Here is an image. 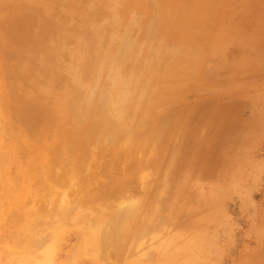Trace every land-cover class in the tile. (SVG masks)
<instances>
[{"label": "rangeland", "instance_id": "374dc122", "mask_svg": "<svg viewBox=\"0 0 264 264\" xmlns=\"http://www.w3.org/2000/svg\"><path fill=\"white\" fill-rule=\"evenodd\" d=\"M63 140L74 150H60ZM51 143L80 165L87 206L118 199L107 177L127 174L131 195L146 194L142 214L156 207L141 221L175 218L182 234L170 228L146 247L135 239L133 257L264 264V0H0V264H113L83 249L95 221L72 212L53 224L61 193L75 197L62 167L53 190L31 182L22 195L20 170L41 178L35 152L55 156ZM148 171L147 195L136 178Z\"/></svg>", "mask_w": 264, "mask_h": 264}, {"label": "bare ground", "instance_id": "6f19581e", "mask_svg": "<svg viewBox=\"0 0 264 264\" xmlns=\"http://www.w3.org/2000/svg\"><path fill=\"white\" fill-rule=\"evenodd\" d=\"M134 17V16H133ZM133 22V21H132ZM129 35V34H128ZM125 36V35H124ZM128 37H130V36H128ZM126 42H127V40H126ZM125 42V43H126ZM125 43H124V46H125ZM129 43V42H128ZM130 43H132L131 41H130ZM123 45V44H122ZM130 45V44H129ZM132 45V44H131ZM124 46H122V47H124ZM121 47V48H122ZM127 47V46H126ZM126 47H124L123 49H121L122 50V52L123 53H125L126 54V56H127V51L126 50H128V48H126ZM125 49V50H124ZM120 50V49H119ZM115 51H117V50H115ZM114 51V52H115ZM126 51V52H125ZM130 51V50H129ZM128 51V52H129ZM120 53H121V51H119ZM118 53V52H117ZM134 53V52H133ZM116 53H114L113 55H115ZM124 55V54H123ZM122 55V56H123ZM134 55V54H133ZM132 54H130L129 56H133ZM122 56L120 57V58H122ZM115 58L117 59V57L115 56ZM114 58V59H115ZM119 58V57H118ZM132 58V57H131ZM152 58V57H151ZM129 59V58H128ZM150 59V58H149ZM120 63L121 62H123V60L125 61V58L124 59H121V60H119V59H117ZM126 60H127V58H126ZM141 60V59H140ZM143 60V59H142ZM117 62V61H116ZM119 62H118V64H119ZM126 62V61H125ZM127 65H128V63H126ZM131 66H132V64L131 63H129ZM139 64V67H141V65L140 64H142V63H138ZM138 64H136V66L138 65ZM129 65V66H130ZM126 66V65H125ZM128 66V67H129ZM133 67H134V65H133ZM135 68V67H134ZM123 73V72H122ZM144 74H146V73H144ZM134 76V75H133ZM136 76H138V75H136ZM136 76H134L133 77V79L135 80V78H136ZM144 76V75H143ZM138 78V77H137ZM145 78H146V75H145V77H144V80H145ZM144 80H140V82L142 83V81L144 82ZM27 82V81H26ZM135 82V81H134ZM139 82V83H140ZM136 83V82H135ZM141 83L139 84V86L138 87H140V85H141ZM145 83V82H144ZM132 87V86H131ZM138 87H136V90H137V88ZM133 88V87H132ZM131 89V88H130ZM131 91V90H130ZM36 92V91H35ZM38 92V91H37ZM136 92H138V91H136ZM27 94V93H26ZM38 94V93H37ZM39 95V94H38ZM134 95H137L136 93H134ZM133 95V96H134ZM108 96H109V93H108ZM112 96V95H111ZM38 97H40V96H38ZM52 97V96H51ZM58 97V96H57ZM136 97V96H135ZM16 98V97H15ZM37 98V97H36ZM32 99V98H31ZM53 99V98H52ZM72 99H73V97H72ZM25 100V99H24ZM75 100V99H74ZM77 100V99H76ZM75 100V101H76ZM30 101V100H29ZM29 101H26V102H29ZM39 101H41V100H39ZM46 101H47V99H46ZM114 102H115V100H113ZM30 102H32V101H30ZM38 102V101H37ZM127 102V101H126ZM134 102V101H133ZM36 103V102H35ZM43 103H45V102H43ZM121 103V102H120ZM123 103V102H122ZM34 104V103H33ZM110 104V103H109ZM72 105V106H71ZM70 105V107H72L71 109H73L74 107L73 106H75V108H74V111H75V109H76V107H78L76 104H71ZM134 105V104H133ZM125 106H128V105H125ZM124 106V107H125ZM3 107V106H2ZM67 107V106H66ZM110 107V106H109ZM123 107V106H122ZM67 108H69V107H67ZM67 108H65V109H67ZM32 109V108H31ZM80 109V108H79ZM84 109V108H83ZM125 109V108H124ZM128 108H126V110H127ZM13 110V109H12ZM89 110V109H88ZM41 111H44V108H43V110H41ZM6 112V111H5ZM39 112V111H38ZM57 112H58V110H57ZM60 112V111H59ZM82 112V111H81ZM88 112V111H87ZM90 112V111H89ZM105 112V111H104ZM36 113V112H35ZM112 113V112H111ZM39 114H40V112H39ZM41 114H43V113H41ZM49 114V113H48ZM59 114V113H58ZM26 115V114H25ZM34 115H37V114H34ZM65 115V114H64ZM83 115V114H82ZM87 115V114H86ZM11 116V115H10ZM78 116H79V114H78ZM24 117V116H23ZM36 117V116H35ZM81 117V116H80ZM37 118H39V117H37ZM57 118H58V116H57ZM59 118H61V117H59ZM52 118H50V120H51ZM54 119V118H53ZM62 119H63V117H62ZM12 120V119H11ZM26 120V119H25ZM44 120V119H43ZM48 120V119H47ZM55 120V119H54ZM53 120V121H54ZM59 120V119H58ZM58 120H56V121H58ZM9 121V120H8ZM14 121V120H13ZM20 121V120H19ZM53 121H52V123H53ZM80 121V120H79ZM44 122V121H43ZM24 122H22V124H23ZM36 123H38V122H36ZM42 123V122H41ZM51 123V124H52ZM56 123V122H55ZM64 123V122H63ZM19 124H21V123H19ZM54 124V123H53ZM66 125H67V123H66ZM20 126H23V125H20ZM125 126V125H124ZM50 127V126H49ZM95 127V126H94ZM85 128V127H84ZM83 128V129H84ZM25 129V128H24ZM48 129V128H47ZM82 129V128H81ZM86 129H89L88 127L86 128ZM86 129H85V131H86ZM99 129V128H98ZM11 130V129H10ZM46 130V129H45ZM97 130V129H96ZM100 130V129H99ZM25 131V130H24ZM75 131V130H74ZM73 131V132H74ZM88 131V130H87ZM86 131V132H87ZM42 132V131H41ZM54 132V131H53ZM56 132V131H55ZM77 132H78V130H77ZM29 133V132H28ZM64 133V132H63ZM62 133V134H63ZM82 133V132H81ZM85 133V132H84ZM96 133V132H95ZM99 133V132H98ZM11 134V133H10ZM15 134V133H14ZM75 134L77 135V133L75 132ZM64 135V134H63ZM62 135V136H63ZM83 135H85V134H83ZM18 136V135H17ZM61 136V137H62ZM65 136V135H64ZM80 136V135H79ZM78 136V137H79ZM55 137V136H54ZM68 137H70V135H68ZM68 137L66 136V138H64L65 140L66 139H68ZM77 137V138H78ZM81 137V136H80ZM39 138V137H38ZM71 138V137H70ZM84 138H86V137H84ZM144 139V138H143ZM154 139V138H153ZM34 140V139H33ZM65 140H63V145H65V147L64 146H62V148H60V150L62 149V151L63 150H65L66 151V149L68 148V146L66 145V142H65ZM69 140V139H68ZM81 140V139H80ZM79 140V141H80ZM83 140V139H82ZM85 140V139H84ZM86 140H87V138H86ZM70 141H72V139H70ZM74 141H75V139H74ZM74 141H72V142H74ZM78 141V140H77ZM113 141V140H112ZM149 141V140H148ZM57 142V141H56ZM60 142V141H59ZM72 142H71V144H72ZM86 142V141H85ZM87 142H88V140H87ZM87 142H86V144H87ZM16 143H18V145H20L19 144V141L18 142H16ZM58 143V142H57ZM62 143V142H61ZM65 143V144H64ZM99 143V142H98ZM97 143V144H98ZM60 144V143H59ZM75 144V143H74ZM78 144V143H77ZM85 144V145H86ZM96 144V145H97ZM122 144V143H121ZM124 145L126 144V143H123ZM143 144V143H142ZM111 145V144H110ZM84 146V145H83ZM89 146V145H88ZM146 146V145H145ZM21 147V146H20ZM25 147V146H24ZM23 147V148H24ZM57 147V144H52L51 143V145H47L46 146V148H44V150H45V152H46V154H50V152L52 153L53 152V154L55 153V151H56V149L58 148H56ZM113 147V146H112ZM120 147V146H119ZM133 147V146H132ZM153 147V146H152ZM22 147H21V149H23ZM101 148V147H100ZM113 148H115V147H113ZM125 148V147H124ZM123 148V149H124ZM127 148V147H126ZM68 149H72V147L71 148H68ZM68 149H67V152H68ZM78 149V148H77ZM76 149V150H77ZM109 149V148H108ZM111 149V148H110ZM129 149H131V148H129ZM28 150H29V148H28ZM72 150H74V149H72ZM71 150V151H72ZM31 151V150H30ZM29 151V152H30ZM43 151V150H42ZM71 151H69V152H71ZM79 151H80V148H79ZM104 151V150H103ZM153 151V150H152ZM58 152L60 153L61 151H59V148H58ZM64 152V151H63ZM67 152H65V153H62V155L63 156H59V153H55V156H52V157H46V160H44L43 158H42V156H43V153L39 150L38 152L36 151L35 152V157H37V158H39L40 159V162H39V169H40V173H41V175H42V177L41 178H39V179H36V178H34V176L35 175H37V173H38V171H37V173L35 174V172L33 173V172H31L32 173V176H33V178H31V177H29L28 175V173H26L25 171V169H21L20 170V173H19V180H20V183H21V186H22V195L23 196H25V190H26V187L27 186H29V184H31V182L32 183H41V182H43V184H47L48 186H49V184H51V182L53 181V183H52V187H53V184H55V182H57L58 183V181H60V180H58V181H55V180H57L58 178H59V171L60 170H62V169H64L63 171H64V174H61V175H63V178L64 177H66V179H67V182H68V187L70 186V189L72 190V191H74L75 192V197H69L70 196V194H69V191L68 192H66V191H64V192H62L61 193V209H60V214H58L57 216H61V218H59L58 220H57V222L56 223H53V224H55L56 225V228L57 227H59V226H62L63 225V223L66 221V219L68 218V217H70V214L73 212V213H75V214H77L78 216H77V218L78 219H80L81 220V222L82 223H85V222H91V221H95L96 222V225H94V226H92L90 229H89V231L87 230V232H86V235H85V238H84V243L82 244L83 245V249H84V251L87 253V252H89L90 254H91V256H92V259H94V260H96L98 263H100V262H108V261H112V263L113 264H151V261L150 260H148V256H149V252H148V250H146L147 252L145 253V252H143L141 255H139V256H135V257H133L134 255H133V251L130 249V247L128 246V243H131V247L133 248V245H134V243H133V245H132V242H136L137 244H135V246L137 245V247H140V246H148V245H150L151 244V242L154 240V239H158V240H161L162 238L161 237H163L162 235H165V233H166V231L167 230H169L170 228L171 229H173L171 226H173L174 224H175V218L173 219V218H167V219H158L160 222H154L153 224H151L152 223V220H146L145 219V222L143 221L144 219H142V221L140 220L141 219V217H140V219H139V216H143V215H147L148 216V218L150 217L149 216V214L152 212V214H153V211L155 210V206H152L153 204H150L148 207H147V212L146 213H143L142 214V212H143V210H144V212H145V209H143L144 208V199H145V195H141V196H133V195H131V190L133 189L134 190V188H131V186H130V188H129V185L130 184H128V187H127V182H130V181H133L131 178H133V176L131 177V176H129V175H127V174H123L121 177H120V179H118V180H115V178H114V175H113V177L111 176L110 177V179H109V177H107L108 178V180H109V182L111 183V186H110V188H111V190H112V194L114 195V193L115 194H118L119 196H118V199H116V200H112V201H110V202H105L104 204L102 203L103 201L101 200V202H99V203H95L94 204V206H87L86 204H84L85 203V201L86 200H84V198H83V193H82V195H80V193H78V191H79V189H80V186L82 185V180H80V175H79V172L81 173L82 171H80V170H78L79 169V167L78 166H80V165H78V166H76L75 165V163H74V161L72 160V158H71V154L70 155H68V153ZM82 152V151H81ZM149 152V151H148ZM97 153V152H96ZM124 153H125V151H124ZM126 153H128V152H126ZM129 153H130V151H129ZM154 153H155V151H154ZM31 153H29V155H30ZM81 154V153H80ZM83 154V153H82ZM81 154V155H82ZM92 154V153H91ZM105 154V153H104ZM60 155H61V153H60ZM90 155V154H89ZM94 155V154H93ZM129 155V154H128ZM16 156H17V154H16ZM68 156H70V157H68ZM76 156H78V154L76 155ZM80 156V155H79ZM95 156V155H94ZM150 155H148V157H149ZM21 157V156H20ZM26 157H27V155H26ZM34 157V158H35ZM93 157V156H92ZM91 157V158H92ZM148 157H146L147 158V160H148ZM162 157V156H161ZM33 158V159H34ZM85 158V157H84ZM157 159H158V156L156 157ZM33 159H31V161H29V163L27 164V166H28V169L27 170H31V169H35L33 166H34V160ZM85 159H87V158H85ZM153 159V158H152ZM155 159V158H154ZM154 159H153V161H154ZM78 160V159H77ZM110 160V159H109ZM114 160V159H113ZM156 161V160H155ZM78 162V161H77ZM90 162H91V160H90ZM97 162V166L98 165H101L100 163H98V161H96ZM100 162V161H99ZM114 162V161H113ZM112 162V163H113ZM148 162V161H147ZM150 162H151V160H150ZM16 163V162H15ZM82 163V162H81ZM156 163H157V161H156ZM56 164H58L59 165V167L61 168L62 167V169H57V165ZM88 165H89V163H87ZM91 164H92V162H91ZM91 164H90V166H91ZM151 164H153V163H151ZM57 167H56V166ZM83 165V164H82ZM113 165V164H112ZM149 165V164H148ZM21 166V165H20ZM151 166V165H150ZM55 167H56V169H55ZM76 167H78V169H76ZM86 167V166H85ZM84 167V168H85ZM114 167V166H113ZM139 167V166H138ZM137 167V168H138ZM144 167V166H143ZM147 167V166H146ZM19 168V167H18ZM98 168H99V166H98ZM105 168V167H104ZM142 168V167H141ZM91 169V168H90ZM144 169H145V167H144ZM143 169V172L145 171ZM66 170H68L69 172H66V174H65V171ZM77 170H78V172H77ZM81 170H83V168L81 167ZM105 170V169H104ZM108 170V169H107ZM106 170V171H107ZM110 170H112L111 168H110ZM109 170V171H110ZM152 170V169H151ZM158 170V169H157ZM87 170H85V172H86ZM90 171V170H89ZM102 171V170H101ZM140 171H141V169H140ZM160 171V170H159ZM108 172V171H107ZM17 173H18V171H17ZM106 173V172H105ZM112 173H113V171H112ZM140 173V172H139ZM155 173H156V171H155ZM83 174H84V171H83ZM86 174V173H85ZM108 174H109V172H108ZM114 174V173H113ZM164 174H165V172H164ZM117 175V174H116ZM157 175V174H156ZM17 176V175H16ZM153 176V174L151 175L150 173H149V171L148 172H145V173H141L139 176H137V181H138V183H139V188H140V190L141 191H143V192H146L147 193V195L149 194L148 193V190H149V188H150V180H148V179H150V178H153L152 177ZM159 176V175H158ZM157 176V177H158ZM60 177H62V176H60ZM30 178L32 179V180H30ZM60 179H62V178H60ZM161 180L163 179V178H160ZM155 180H156V178H155ZM159 179H157V181H158ZM55 181V182H54ZM86 181L88 182V178H86ZM134 181H135V179H134ZM136 181V182H137ZM98 182V181H97ZM100 182V181H99ZM166 182V181H165ZM167 182H168V180H167ZM131 183V182H130ZM152 183H153V181H152ZM181 183V182H180ZM86 183H84V185H85ZM153 184H155V183H153ZM182 184V183H181ZM184 184V183H183ZM57 185V184H56ZM63 185V184H62ZM110 185V184H109ZM131 185H133V184H131ZM156 185V184H155ZM153 186L152 185V187H155L156 188V186ZM164 185H165V183H164ZM39 186V185H38ZM46 186V185H45ZM40 187V186H39ZM43 187V186H42ZM47 187V186H46ZM50 187V186H49ZM52 187H50V188H52ZM58 187V186H57ZM133 187V186H132ZM151 187V188H152ZM165 187V186H164ZM166 187H167V185H166ZM165 187V188H166ZM180 187H182V186H180ZM38 188V187H37ZM84 188V187H83ZM148 188V189H147ZM161 188V187H160ZM163 189V190H166V189ZM178 188H179V186H178ZM178 188H176V190L178 189ZM51 190V189H50ZM52 190H53V188H52ZM56 190V189H55ZM110 190V191H111ZM136 190V189H135ZM134 190V191H135ZM140 190H139V192H140ZM147 190V191H146ZM153 190H155V189H153ZM152 190V191H153ZM159 190V189H158ZM175 190V189H174ZM184 190V189H183ZM182 190V191H183ZM196 190H197V193H198V189H197V187H196ZM199 190H200V188H199ZM151 191V192H152ZM179 191H180V188H179ZM179 191H177V192H179ZM71 192V191H70ZM81 192V191H80ZM184 192V191H183ZM54 193V192H53ZM72 193V192H71ZM141 193V192H140ZM156 193V192H155ZM165 193V192H164ZM164 193L162 194V196L164 195ZM185 193V192H184ZM93 194V195H92ZM91 194V196H93L94 198L96 197V195H95V193H92ZM96 194H98V193H96ZM111 194V195H112ZM143 194V193H142ZM158 194V193H157ZM57 195V194H56ZM85 195H88L89 197V199H94V198H91L90 197V193L89 194H85ZM95 195V196H94ZM135 195V194H134ZM150 195H151V193H150ZM154 195V194H153ZM159 195V194H158ZM63 196V197H62ZM115 196V195H114ZM166 196V195H165ZM172 196V195H171ZM170 196V197H171ZM180 196V195H179ZM110 197V196H109ZM116 197V196H115ZM174 197V196H173ZM87 198V199H88ZM149 198V197H148ZM147 198V199H148ZM151 198H153L152 196H151ZM178 197H176V199H177ZM183 198V197H182ZM99 199V198H98ZM97 198H96V200H98ZM105 199V198H104ZM160 199H162V198H160ZM159 199V200H160ZM175 198H173V200H174ZM155 200V199H154ZM158 200V199H157ZM163 200V199H162ZM167 200H168V198H167ZM35 201H37V199L35 200ZM52 201V200H51ZM91 201V200H90ZM99 201V200H98ZM165 201V200H164ZM33 202V201H32ZM87 202V201H86ZM92 202H95V200L94 201H92ZM151 202H152V200H151ZM156 202H158V201H156ZM155 202V203H156ZM170 202H171V200H170ZM182 202H183V199H182ZM53 203V202H52ZM173 203L175 204L176 203V201L174 200L173 201ZM181 203V202H180ZM176 205V204H175ZM180 205V204H179ZM183 204H181V206H182ZM173 206V205H172ZM165 207V206H164ZM178 208V207H177ZM30 209V208H29ZM174 209V208H173ZM171 210V209H170ZM4 211H6V210H4ZM149 211V212H148ZM37 211H34V213L35 214H37L36 213ZM163 212V211H162ZM173 212V211H172ZM41 213V212H40ZM142 214V215H139V214ZM73 215V214H72ZM151 215V214H150ZM147 216H145V217H147ZM152 216V215H151ZM155 216H156V214H155ZM165 217V216H164ZM16 218H18V219H20V213L18 212L17 213V215H16ZM22 218V217H21ZM41 218V217H40ZM143 218H144V216H143ZM155 218V217H154ZM173 219V220H172ZM39 217L38 218H34V222L35 223H38L39 224ZM138 221H141V222H138ZM33 222V223H34ZM55 222V221H54ZM50 223V222H49ZM192 223V222H191ZM190 223V224H191ZM42 224V223H41ZM46 224V223H45ZM44 224V225H45ZM169 224H171L170 226H169ZM183 224V223H182ZM181 224V225H182ZM47 225H48V222H47ZM47 225H46V227H47ZM51 225V224H50ZM180 225V226H181ZM192 225V228H193V224H191ZM49 226V225H48ZM142 227V228H141ZM183 227V226H182ZM182 227H180V228H182ZM186 227V226H185ZM185 227H184V229H185ZM27 228V227H26ZM30 228V227H29ZM33 228V227H32ZM32 228L30 229V233L32 232ZM35 228V227H34ZM33 228V229H34ZM60 228V227H59ZM58 228V229H59ZM149 228H151V232H148V229ZM197 228V227H196ZM139 229H141V234L140 235H136V234H139V233H137L138 231H139ZM177 229H179V227H177L176 228V231H177ZM39 230V229H38ZM33 231H37V228H36V230H33ZM173 231H174V229H173ZM176 231H174V233L173 234H175L176 233ZM179 231H180V229H179ZM185 231H187V230H185ZM200 231V230H199ZM39 232V231H38ZM181 232V234H182V232H183V230H181L180 231ZM150 233V234H149ZM170 233H172V230L170 231ZM169 233V234H170ZM179 233V232H178ZM178 233H176L177 235H178ZM35 236H38V235H36L35 234ZM166 236V235H165ZM181 236V235H180ZM54 237L56 238L57 237V231L55 232V234H54ZM174 237V236H173ZM178 237V236H177ZM29 238H31V237H29ZM65 238L66 239H68V238H70V236L69 235H66L65 236ZM159 238H161V239H159ZM176 238V237H175ZM32 239L34 240V243H35V241H36V237H32ZM65 239V240H66ZM136 239V241H134ZM172 239V238H171ZM179 239V238H178ZM174 240V239H173ZM184 240V239H183ZM174 242V241H173ZM177 242V241H176ZM184 243V242H183ZM38 244V243H37ZM154 245V244H153ZM170 244H167V246H169ZM150 246H152V245H150ZM173 246H175V245H173ZM176 246H177V244H176ZM145 247H141V248H145ZM180 247V246H179ZM169 247H167V249H168ZM146 249V248H145ZM145 249H143V250H145ZM167 249H165V250H167ZM171 249H172V247H171ZM170 249V250H171ZM173 250V249H172ZM169 251V250H168ZM175 251V250H174ZM172 253V252H171ZM33 255V254H32ZM143 256V257H142ZM172 256H173V254H172ZM196 256H197V254H196ZM199 256V255H198ZM197 256V257H198ZM39 257V256H38ZM147 257V259H145ZM123 258V261L121 262V263H119L120 261H119V259H122ZM170 258V257H169ZM171 259H172V257H171ZM46 261V263L45 262H43V261H41V262H43L44 264H50L51 262H50V260L48 259V260H45ZM119 261V262H118ZM153 261V260H152ZM186 261V262H185ZM184 261V263H187V261H188V259L187 260H185ZM190 261V260H189ZM35 262V261H34ZM166 264V263H165ZM187 264H191V263H187Z\"/></svg>", "mask_w": 264, "mask_h": 264}]
</instances>
